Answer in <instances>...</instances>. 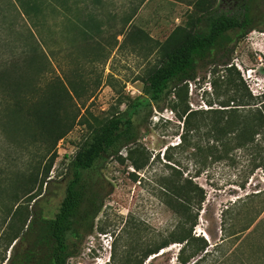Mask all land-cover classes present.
<instances>
[{"label": "rangeland", "instance_id": "rangeland-1", "mask_svg": "<svg viewBox=\"0 0 264 264\" xmlns=\"http://www.w3.org/2000/svg\"><path fill=\"white\" fill-rule=\"evenodd\" d=\"M10 1L0 0V60L27 43V27L35 23L52 63L47 77L71 74L88 83L73 100V127L51 152L37 145L30 148L31 158L14 160L20 148L0 135V160L4 159L0 162V264L48 260V248L38 240L41 220L53 218L59 208L72 178L74 153L89 124L123 112L133 122L132 142L123 141L110 150L94 173L84 172L82 197L73 218L75 225L86 224V229L78 239H70L74 250L65 264H138L143 248L167 238L179 222L160 194L159 179L182 184L190 176L204 196L192 234L204 237L207 253H200L196 264H264V172L254 167L264 159V140L257 148L233 150L224 159L207 161L198 175L207 139L195 138L189 147L177 145L186 105L190 109L218 107L211 86L214 65L197 64L186 100L176 101L170 95L160 103L162 109H156L153 101L131 108L132 100L143 92V77L157 63L161 47L174 30L207 31L214 16L235 11L240 0H146L141 4L140 0H67V4H54L53 10L44 7L32 20L17 15ZM247 3L251 20L232 43L231 62L252 94H259L264 91V0ZM76 7L89 11L101 25V32L92 33L90 44L66 33L65 15L74 19ZM133 11V19L124 25L123 18ZM135 26L142 33H130ZM217 69L223 73L221 66ZM169 99L176 101L174 108ZM140 163L143 166L137 167ZM22 181L30 184L28 197L20 202L28 208L29 217L21 235L8 247L12 192ZM95 191L102 205L91 223ZM182 245L170 243L141 264H180L177 255ZM190 252L187 248L184 254Z\"/></svg>", "mask_w": 264, "mask_h": 264}, {"label": "trees", "instance_id": "trees-1", "mask_svg": "<svg viewBox=\"0 0 264 264\" xmlns=\"http://www.w3.org/2000/svg\"><path fill=\"white\" fill-rule=\"evenodd\" d=\"M144 1L140 0V4ZM9 3L17 15L32 20V17L42 14L44 7L50 6L53 10L54 4H67V0H12ZM74 11V19L68 13L65 15L66 33L71 38L90 44L92 33L101 32V25L89 11L83 13L79 7ZM134 12L123 18L124 25L133 19ZM248 13L247 0H240L235 11L228 10L214 16L207 31L181 27L174 30L161 47L157 63L143 77L142 94L131 102L132 109L147 106L151 101L156 109H162L160 103L170 95H174L176 101L186 100L188 83L195 79L197 64L210 62L214 65L211 86L218 107L190 109L186 105L180 116L183 118V131L177 145L189 147L195 138L208 141L204 148L205 160L198 165L196 175L207 161L224 159L233 150L257 148L264 140V91L252 94L240 71L231 62L232 43L240 31L249 25L251 18ZM133 28L130 33H142L141 28ZM121 33L119 31L118 34ZM26 39V44L18 46L16 51L0 60V135L20 148L19 154L15 153L16 158L13 157L20 161H25L29 155L31 158V147L39 145L47 152L55 148L57 142L73 127L76 117L73 100L80 96L79 92L88 83L71 74L47 77L52 63L41 46L43 37L35 23L27 27ZM217 66H221L222 74L218 73ZM176 101L168 100L173 108ZM208 103L212 106L210 101ZM132 127L133 122L127 112L115 113L89 124L87 135L71 159L72 178L67 183L58 210L53 218L41 220L38 240L48 248V260L44 264H65L67 256L73 253L70 239H78L86 229V224L82 227L75 225L73 218L82 197L80 180L84 172L90 170V173H94L97 163L104 161L108 152L119 143L132 142ZM20 137L27 141L20 144L17 141ZM54 155H51V160ZM3 161L1 158L0 162ZM27 161L31 163V159ZM142 166L143 163H140L137 167ZM254 167H261L264 172V159ZM174 171L178 172L177 169ZM47 173L48 168L45 170ZM192 177L185 178L182 184L176 179H159L160 194L179 217V222L177 229L167 238L143 248L138 264L174 242L183 243L177 255L180 264H196L201 259L197 258L200 253H207L204 237L192 234L204 200L202 189L193 182ZM31 183L34 184L35 180ZM30 191L29 182L22 181L12 192L14 204L8 212L7 227L11 235L8 247L21 235L28 220V208L22 207L20 202L25 195L28 197ZM101 205L102 201L95 191L90 201L91 223ZM196 206L197 212H194ZM187 248L191 252L184 254Z\"/></svg>", "mask_w": 264, "mask_h": 264}]
</instances>
